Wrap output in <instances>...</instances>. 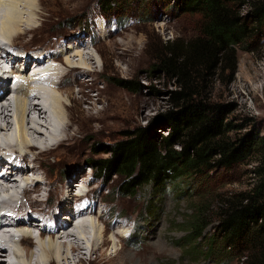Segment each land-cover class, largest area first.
<instances>
[{
    "label": "rangeland",
    "instance_id": "obj_1",
    "mask_svg": "<svg viewBox=\"0 0 264 264\" xmlns=\"http://www.w3.org/2000/svg\"><path fill=\"white\" fill-rule=\"evenodd\" d=\"M98 1L100 0H39L37 10L35 8L34 27L25 30L26 35L17 39L13 47L10 46L13 52L19 55L22 53L23 56L30 58L26 63L25 73H28L30 61L35 60L37 55L50 58L57 55L59 50L71 52L67 48L74 43L80 44L72 55L80 53L84 57L85 54L93 57L92 61L87 62L91 66L89 69L92 70V74L86 75L83 69H77L65 78L64 84L68 85L61 87L60 91H64V97L69 92L72 94L67 106L70 125L66 132H62L65 124L56 131L57 133L52 132L53 136L55 133L57 136L54 141H48L47 145L43 144L42 147L37 145L29 152L28 162L40 154L39 160L33 164L36 166L38 162L42 163L41 174L27 169L24 177L31 180L27 183L21 179L17 183V186L21 187L19 194H22L26 187L33 189L38 175L42 181L40 192L42 195L37 197L40 200L38 206L40 208L49 206L56 199L55 191L60 186L59 180L63 181L78 174V186L72 192L71 210L78 209L80 200L95 201V204L91 205V213L84 219L89 220L90 217L96 226L106 230L105 236L102 237L106 242L104 244L100 240L92 253L86 249L80 253L70 252L71 257L66 264H211L199 257L192 258L190 250L186 249L183 243L180 246L176 244L186 236V222L192 214L190 206L195 201H200V197H203L202 202L207 204L214 200V194L228 196L247 190L250 178L246 171L257 164L255 159L248 165H241L234 172H221L216 177L213 175V180L207 185L196 187L193 199L189 194L181 196L174 192L170 185L159 194L146 189L139 190L132 198L111 195L116 183L110 181L104 184L100 180H94L91 170L85 165L91 155L95 158L108 156L103 153L95 156L92 153L93 148L96 147L98 152L103 151L108 144L119 140L123 131L143 126L158 113L169 108L170 94L177 90V87L175 82L158 72L152 74V65L156 62V57L162 54L166 42L187 41L196 36L199 16L168 12L167 3H158L155 0H127L130 1L132 9L126 16L127 20L123 21L122 26L114 22L109 25L98 16ZM81 15L88 20H94V24L89 27L90 36L81 30L83 23L77 21ZM102 24L105 30L101 29ZM236 57L237 70L232 82L226 87L215 84L213 97L235 104L236 110L228 119H233L237 123L247 119V129L244 130L249 131L253 127L260 136H264V50L246 52L238 49ZM58 63L51 64L64 71L62 61ZM113 80L138 81L141 90L137 93L128 92L117 86ZM75 82L79 84L85 82L86 85L81 87ZM244 130L241 133H244ZM162 134L166 135V132ZM63 137L69 140L68 142L66 140L65 146L50 153H40L44 149L56 146ZM21 177L23 178V175ZM113 179L116 181L114 177ZM22 182L26 183L25 186ZM17 192L13 191L6 198L0 196V200H6L11 195L16 197ZM79 192H83L84 197L79 198L75 195ZM205 197L210 198L207 200ZM22 203L25 209L28 208V203L25 201ZM215 206L217 205L214 202L212 208L215 209ZM27 211L36 220L41 219L39 223L41 227L46 225L51 216L46 214L49 209L45 213L30 212L29 209ZM98 215L102 216L101 219H98ZM12 221L14 222V219ZM210 222L205 234L211 233L216 225L214 217ZM14 226L20 233L24 228H28L30 239L24 246L31 247L34 244L32 248L37 249L34 242L40 234L37 235L33 229L23 224V227L17 224ZM61 229L65 227L59 230ZM71 229L73 230L70 228V231ZM118 231H123L124 237L110 238ZM48 236V233L43 232L44 239ZM61 242L68 243V240ZM5 244L0 240L1 250L13 251L4 246ZM116 250L120 253L117 256L114 255Z\"/></svg>",
    "mask_w": 264,
    "mask_h": 264
},
{
    "label": "trees",
    "instance_id": "obj_2",
    "mask_svg": "<svg viewBox=\"0 0 264 264\" xmlns=\"http://www.w3.org/2000/svg\"><path fill=\"white\" fill-rule=\"evenodd\" d=\"M155 1L167 3L168 12L199 16L196 36L166 42L152 65L151 73L172 80L177 90L170 94L169 108L145 125L123 131L103 151L93 148L94 155L108 156L91 155L85 165L94 180L116 183L111 195L132 198L146 189L159 194L170 185L174 192L193 199L196 187L207 185L213 175L234 172L255 159L257 164L246 171L247 190L214 194L207 204L200 197L190 206L186 236L176 244L183 243L192 258L211 264H264V136L253 127L245 131L247 119L242 123L228 119L235 104L213 97L215 84L226 87L232 82L238 49L264 50V0ZM130 4L100 0L98 16L122 26L132 10ZM77 21L89 35L94 20L81 15ZM113 82L128 92L141 90L138 81ZM212 217L216 225L205 234Z\"/></svg>",
    "mask_w": 264,
    "mask_h": 264
},
{
    "label": "bare ground",
    "instance_id": "obj_3",
    "mask_svg": "<svg viewBox=\"0 0 264 264\" xmlns=\"http://www.w3.org/2000/svg\"><path fill=\"white\" fill-rule=\"evenodd\" d=\"M38 3L39 0H0V42L2 44L13 47L17 39L26 35L25 30H30L34 27ZM101 29L105 30L104 24L101 25ZM78 45L74 43L68 46L67 49L71 52L59 50L57 55L51 56L48 61L46 60L43 64L39 65V68L33 72V77H30L31 75H29V72L25 73L27 70L26 63L30 60L28 56H23L22 53L21 55L16 53L11 56L7 51L2 52L0 61L10 63L11 73L16 75L15 81L17 84H19L18 81L21 80H25V82L24 84H20L17 88L18 95L16 96L17 99L14 103V109L10 107L0 109V163L6 162L7 160H5V158L7 156L20 159L25 163V168L22 172L19 171V173L23 175L22 181L27 183L28 180H31V178L24 177L26 176L27 169L34 170V172L39 174L40 168L42 167V163L40 162H38L36 166L33 164L34 161L37 162L39 160L40 154L36 155L34 160L28 162L27 157L29 152L33 151L37 145L42 147L43 144L47 145L46 142L54 141L57 138L56 131L59 128L61 129V126L65 124L62 132H66V128L70 125H68V123H70V118L67 106H69L68 103L70 102L72 94L65 91V93L68 94L64 97V91H60L61 87L68 85L64 84L65 78L68 74L73 73L77 69H83L86 75L89 73L92 74V70L89 69L91 66L87 63L93 60L90 54H85V57L80 53L71 54L79 48ZM37 57H40V54L37 55ZM60 60L62 61L61 65L65 68L64 71L57 69V67L51 64L57 61L59 62ZM32 61H34V59ZM29 70L30 68L28 71ZM38 73H40V75ZM35 74L39 75L41 83L40 81H35ZM55 79L57 82L53 85L52 83H54V81L52 80ZM2 80L3 78L1 77V96H3L7 90ZM30 83H32V85ZM75 83L81 87L86 85L85 82L80 84L79 82ZM31 92L37 93L38 97L31 99L29 96ZM73 123L74 120L71 121V124ZM52 132H56V138L53 136ZM61 139L62 140L56 146L44 149L40 151V153L53 152L59 147L65 146L66 140L67 142L69 141L65 137ZM68 146H71V144H68ZM42 175L44 176V174ZM78 177V174H74V176L69 179L63 181L59 180L60 186L55 191L56 199L54 201L51 199L52 202L49 206L42 208L38 206L40 200L37 199V197L39 198L42 195H40L42 181L39 180L40 178H38V175H36V178L33 177L36 180L35 187L33 189L26 187L22 191V194H19V192H21V187L17 186V181L12 176H7L2 179L9 187L0 186V196L6 198L13 193V191H19L16 197L11 195V197L6 200H0V210L2 208H10L9 211L16 217L17 225L21 227H23L22 224L27 227L29 226V228L33 229L36 233L39 232L40 237L38 236V238L36 236L37 239L34 242L37 249H33L34 244L31 247L24 246V243H28L30 239L28 235L29 229L24 228L21 232L22 238L20 242L14 237L13 251L9 249H0V264H66L71 257L70 252L80 253L81 250L86 249L92 253L96 250V245L100 240L102 241L101 243L105 244L106 240L102 239V237L105 236L104 233L106 230H102L96 226L90 217H88L89 220L84 219L85 213L88 211L87 209L78 211L77 214L81 217L80 223L71 222L72 192H74L78 186ZM63 182L65 184H63ZM22 184L25 186L26 183L22 182ZM75 195L81 197L80 195L83 194L79 192ZM22 201L28 203V208L25 209V205ZM52 208H55V210ZM27 209L35 213H45L49 209L46 214L47 216L51 215L49 219L51 221L50 225L48 227L45 225L35 229L32 223H34V226H37V224L40 225L41 219L36 220L30 215L31 213H28ZM39 216L42 217V215ZM98 216V219H101L102 216ZM73 225L76 230L74 233L70 235L66 234L65 236L62 234L61 236H57L61 227L70 229ZM46 228H48V230ZM65 229H61V232L65 233ZM43 232L48 233V238L44 239L42 237ZM124 235L125 233L123 231H118L113 233L110 238L114 236L124 237ZM66 240H68L70 244L61 242ZM63 250L65 251L63 252ZM117 254L120 253L116 250L114 255L117 256Z\"/></svg>",
    "mask_w": 264,
    "mask_h": 264
},
{
    "label": "clouds",
    "instance_id": "obj_4",
    "mask_svg": "<svg viewBox=\"0 0 264 264\" xmlns=\"http://www.w3.org/2000/svg\"><path fill=\"white\" fill-rule=\"evenodd\" d=\"M92 177H93V176H92ZM71 228H73V230H71L70 234L75 232V227H71ZM70 234H69V235H70ZM39 236H40V235H39Z\"/></svg>",
    "mask_w": 264,
    "mask_h": 264
}]
</instances>
